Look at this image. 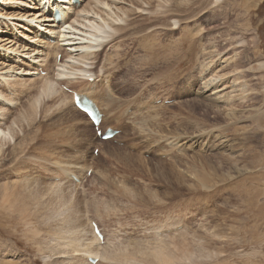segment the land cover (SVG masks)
Wrapping results in <instances>:
<instances>
[{
    "label": "rangeland",
    "instance_id": "rangeland-1",
    "mask_svg": "<svg viewBox=\"0 0 264 264\" xmlns=\"http://www.w3.org/2000/svg\"><path fill=\"white\" fill-rule=\"evenodd\" d=\"M164 1L104 0L131 16L89 60L93 82L70 80L67 87L81 92L90 85L81 93L96 97L107 115L102 129L118 130L115 139L101 141L62 90L63 104L44 99L31 128L15 135L23 137L18 146L25 153L18 169L10 167L12 148L0 160V186L9 187L6 195L0 188V264L98 261L76 256L86 247L109 256L96 264H156L149 252L160 244L170 253L182 235L185 252L197 255L194 264H264V0ZM30 6L25 12H34ZM143 47L154 50L152 57ZM47 54L46 75L18 76L23 91L5 88L8 124L29 111L38 86L55 82L59 62ZM66 85L59 81L56 88ZM203 164L212 168L202 170ZM25 181L41 189L17 187ZM48 186L58 192L54 199L38 194ZM78 229L87 237L79 238Z\"/></svg>",
    "mask_w": 264,
    "mask_h": 264
},
{
    "label": "bare ground",
    "instance_id": "bare-ground-1",
    "mask_svg": "<svg viewBox=\"0 0 264 264\" xmlns=\"http://www.w3.org/2000/svg\"><path fill=\"white\" fill-rule=\"evenodd\" d=\"M84 1L85 0H82V1L78 0V2H80V5H78L77 7H75V6L69 7V5H71V0H61V2L60 1L49 2V5H52L55 7L59 6L58 10L60 12V14H59L60 17L58 19H55L54 14L49 11L51 9V7L43 9L41 3H35L34 0H32V2H34V3H30L32 5V6H30L32 8L31 10L34 11L33 13L25 12L24 6H26L28 0H0V160L1 159L5 160L6 159L5 152L7 151V149L12 148V150H14V152L12 154V157L14 159L12 162L14 164L11 162L10 167L13 169H15V168L18 169L19 167H21L22 164H21L20 160L18 161V159H19L18 156H19V154L21 155V154L25 153L23 151V149L20 148V146H18L20 141L23 140V137L21 138L20 136H18V138H16L15 135H17V134L22 135V133H23L22 131H25L24 130L25 128H29V129L31 128L32 121L34 122V119H36L37 116L42 114L41 113V110H42V108H41L42 104L41 103L44 99H46V100H48V99L56 100L57 99L60 102L56 103V106H60L61 104H63L65 102L66 96L61 91L60 87H59V89L56 88L57 82L65 81V84H67L66 87H68V85H70V80L82 79V80H85L87 82H90L86 79L87 77L90 78L93 76L91 67H89L91 65V63H89V60H91V58L93 56H95L96 53H99L100 50H103L105 43L108 42V40L111 37H113V35H112L113 32H116V31L119 32L120 30L123 29V27L119 28V25H121V23L124 21L123 17L126 16L127 18H129L131 16L130 14L132 13V11H131L130 14H127L123 8L115 7L114 4L109 5V4L105 3L104 0H92V3L88 4L89 6L84 4L86 2V1L85 2ZM167 1L172 2L173 0H166L164 2H167ZM81 4H83L84 7ZM92 4H93V7H92ZM163 5H166V4L163 3ZM99 9H102V10L100 11ZM23 11H24V13H23ZM129 11L130 10H128L127 12H129ZM105 12H107V13H105ZM102 14H103V17L101 16ZM128 15H129V17H128ZM172 24L175 26L178 24V21L173 20ZM39 31L43 32L42 34H44L45 41L42 42L41 40H39V38H37L38 35L35 36V40H30L31 38L27 34L28 33L33 34L35 32H39ZM23 40L24 41L28 40V43L30 45L28 47H24ZM179 42H180V40H179ZM158 46H159V43H158ZM62 48H65V49H63V50H65L64 60L62 61V59H61L59 64L56 65L55 63H56L57 54L60 53L59 50H61ZM143 48L145 50L144 53L147 56L152 57L151 54L153 53L154 50L150 49V48L145 49V47H143ZM179 48H181V47H179ZM49 51H54L53 52L54 64L57 66V68L55 69V71H56L55 72L56 78L54 79L55 82H52V80L50 78H47L46 79L47 82L42 87L38 86L37 90H38L39 94L36 97V99L32 102V104H30L29 111L20 113V118L14 119L10 124H8L7 123V119H8L7 117L9 116V109H7V107H9L11 105V103L8 99H6L5 93H7L9 88L15 87V86L19 87L20 91H23L22 89H24L26 87V86H24L26 84L18 83L16 78L18 76L23 77V76L37 75V72H36L37 68H36V70L34 69L36 64H39L38 66L42 67V68L47 67L46 61H47V58L49 56L47 54V52H49ZM22 52H27V53H22ZM187 55L189 56V54H187ZM189 57H192V55L190 54ZM185 60H188V57H186ZM235 67H237V66L235 65ZM22 68H24V69L21 71ZM42 68H41V70H42ZM210 70H212V69H210ZM28 71L29 72L33 71V72L28 73ZM45 71H48V70L46 69ZM131 72L134 73V70H132ZM145 72L146 71L142 72V74H144ZM21 73H24V74L21 75ZM47 74H49V73H47ZM147 74H148V72L145 73L144 75H147ZM53 75H54V71L52 72V76ZM19 82H21V80ZM208 82H211V81L209 80ZM214 82H215V80H214ZM34 84H32V85H34ZM86 84H88V83H86ZM86 84L83 85L84 88H82V91L90 90V85L87 86ZM209 84L212 85V83H209ZM203 85H206V84H202V86ZM5 88H8V89L5 90ZM19 89H18V91H19ZM26 89H27V87H26ZM73 91H75V90H73ZM81 92L77 91L76 93L79 94ZM102 92L106 93L107 90L103 89ZM88 97L95 104L97 103V99L95 96H88ZM215 100L216 99H214V101ZM72 101H73V97H72ZM212 101H213V98H212ZM72 108H74V107H72ZM211 110L217 111V109H215V107L214 108L211 107ZM10 112H11V110H10ZM75 112H76V110H75ZM102 113H103V111H102ZM79 114H81V113H79ZM185 118H187V117H185ZM187 122H188V119L186 120L185 124ZM189 122H190V119H189ZM158 123H159V121H158ZM187 124L189 126V124H192V123H187ZM49 135H51V134H49ZM172 137H174L177 140L180 136L178 135V136H172ZM32 140H33V138L30 141H32ZM17 141H18V143H17ZM154 149H156V148H154ZM152 156H153V154H152ZM45 161H46V159H45ZM139 161H140V159H139ZM176 162H178V161H176ZM3 163H5V161H3ZM46 163H47V161H46ZM49 163H51V162H49ZM159 163L157 162V164H159ZM172 163H173V161H172ZM0 165H2L1 162H0ZM51 165H52V163H51ZM202 167H203V169L201 168L202 170H204V168L205 169H207V168L211 169L212 168V167L206 166L204 164ZM0 168H1V166H0ZM69 171H70V169H69ZM62 172L65 175V177H68L70 179V176H71V179H73V181H74V179H76V183L78 182L77 177L74 175H71L72 172H68L67 170H66V172L65 171H62ZM4 173H5V171L1 172L0 176ZM158 173H160V172H158ZM77 175L83 176V175H81V173L77 174ZM71 179H70V181H72ZM205 179L206 178H203L201 180V182H202L201 185L203 187H204L203 184H205V183L208 184V182ZM102 181H104L105 183L108 184V182H107L108 180L103 179ZM34 183H36V182L35 181H33V182L32 181H25V182L19 184L17 187L27 188L31 185H34L36 187H40V185H37ZM201 185L199 184L200 187H201ZM56 186H58V185H56ZM52 187H54V186H52ZM52 187L48 186L42 191V193H38V192L37 193L42 194L44 196L47 195L50 198L54 199V197H55L54 192H57V191L52 190ZM0 188H2L1 190H2L3 194L6 195L5 190L9 188L8 185H6V184L2 185V186H0ZM73 188H74V186H73ZM40 189H41V187H40ZM59 195H61V194H59ZM62 197H63V195H62ZM62 197H59L60 201H58V203H62V201H63ZM71 198H72V191L69 193L68 200L65 198H64V200H67L68 204L70 205L71 200H72ZM66 207L69 208V206H64L63 209ZM19 221H21V220H19ZM90 221H88V223H90ZM85 226H86V229L88 230L87 224ZM79 229H80V227H79ZM79 229L77 231L80 234L79 238H81V237L86 238L87 232L85 230L80 231ZM191 233H192V231H191ZM196 234H197V232H196ZM91 235L92 234H90V236ZM210 235H211V233H210ZM182 236H180L181 241H179V239H177L178 241H176V244H178V246H175V243H174V247H172V250L170 251V253H169L170 248L167 247V245H160L159 244V246H158V244H157V246L154 247L155 249L153 251L149 252L150 254H152L153 258H156V261H154V262L156 264H183L186 262H187V264L196 263V261L192 260V257L197 256V255L187 254L185 252V249L187 247L185 245L186 240L184 242L185 244H183L182 239H184V238H182ZM204 238H206V237H204ZM188 239H190V238H188ZM92 240H93V238H92ZM175 240H176V237H175ZM170 241H172V240H170ZM73 242H74V240H73ZM190 242H193V241L191 240ZM197 242H199V240H197ZM197 242H195L194 244L196 245ZM192 244L193 243H191V247L193 246ZM193 248H194V246H193ZM99 251H101V250H99L98 248L86 247L85 249L75 251V254H76V256L77 255L80 256V254H82L81 256H83V254L94 255V256L98 257V261H100V262L102 260L103 261L106 260V262L110 260V259L107 260L109 258L108 255L100 254ZM103 251H104V249H103ZM119 252L121 253V251H119ZM65 253H67V252H65ZM139 253H140V251H139ZM129 254H131V253H129ZM139 256H140V254H139ZM118 257H121V256H118ZM146 257H147V255H146ZM198 257H200V256H198ZM89 258L96 259L93 256H89L88 259ZM143 258L146 259L145 257H143ZM147 258H149V257H147ZM153 258H150V259H153ZM201 258L202 257H200L199 259H201ZM115 259L117 260V258H115ZM182 260H185V261H182ZM181 261H182V263H181ZM4 264H7V263H4ZM85 264H89V263L85 262ZM109 264H111V263H109ZM209 264H211V263H209Z\"/></svg>",
    "mask_w": 264,
    "mask_h": 264
}]
</instances>
